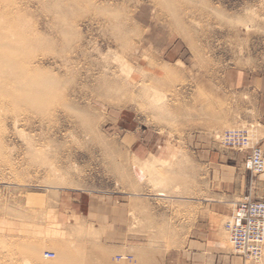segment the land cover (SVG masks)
<instances>
[{
  "label": "rangeland",
  "instance_id": "1",
  "mask_svg": "<svg viewBox=\"0 0 264 264\" xmlns=\"http://www.w3.org/2000/svg\"><path fill=\"white\" fill-rule=\"evenodd\" d=\"M242 71L264 74V0H0V264H169L208 173L190 136L247 127L263 154Z\"/></svg>",
  "mask_w": 264,
  "mask_h": 264
},
{
  "label": "crops",
  "instance_id": "2",
  "mask_svg": "<svg viewBox=\"0 0 264 264\" xmlns=\"http://www.w3.org/2000/svg\"><path fill=\"white\" fill-rule=\"evenodd\" d=\"M224 82L238 93L248 96L249 103L253 104L255 120L259 125V146L264 155V74L252 71L230 72ZM198 134L190 136L189 147L196 154L197 163L208 173L183 248L180 252L170 254L169 264H264V246L256 263H248L233 255L221 225L232 215L241 200L248 198L264 202V174L251 176L243 168L244 154L225 150L212 142L206 133ZM83 207L87 218L103 230L105 238L112 242L115 236L112 216L109 214L112 202L88 198L84 200ZM127 212L128 205H122L121 213L127 215ZM121 225L125 223L121 222ZM116 237L121 243L136 242L134 234L128 232H121Z\"/></svg>",
  "mask_w": 264,
  "mask_h": 264
},
{
  "label": "built area",
  "instance_id": "3",
  "mask_svg": "<svg viewBox=\"0 0 264 264\" xmlns=\"http://www.w3.org/2000/svg\"><path fill=\"white\" fill-rule=\"evenodd\" d=\"M251 130L238 128L225 130L217 136L219 144L228 150L245 155L243 168L252 176L264 174V156L256 144H252ZM224 231L233 255L244 260H257L264 245V202L245 198L238 202L232 215L224 224ZM44 259L54 255L45 252Z\"/></svg>",
  "mask_w": 264,
  "mask_h": 264
},
{
  "label": "bare ground",
  "instance_id": "4",
  "mask_svg": "<svg viewBox=\"0 0 264 264\" xmlns=\"http://www.w3.org/2000/svg\"><path fill=\"white\" fill-rule=\"evenodd\" d=\"M183 11V10H182ZM123 66H125V65H123ZM126 67V66H125ZM123 74H124V76H125V81L128 83V84H130L131 83V80H132V76H131V71L130 70H128L127 68H125V70L123 71ZM163 98V97H162ZM171 156L169 157L170 159V161L168 162H165V161H163L162 159H163V157H162V155H160V156H156V157H151V158H148V160H146V161H144L143 162V165H142V169L140 168V170L139 171H141V170H143V171H145V172H147V173H150V175L152 176V175H155L156 173H155V171H154V169L156 168L155 166L156 165H160L161 167H166V166H170L171 165V163H172V160H173V158H174V156H175V153H173V152H171ZM165 155H168V154H165ZM178 156V155H177ZM134 157V156H133ZM176 158H178V157H176ZM124 159V158H123ZM122 159V160H123ZM134 159V158H133ZM136 159V158H135ZM179 159V158H178ZM177 159V160H178ZM182 159V158H181ZM121 160V161H122ZM174 160H176V159H174ZM173 160V161H174ZM176 160V161H177ZM134 161V160H133ZM136 161V160H135ZM176 161H174L173 163H175ZM180 161V160H179ZM123 162H124V160H123ZM126 162V161H125ZM138 162V161H137ZM136 163V162H135ZM134 163V164H135ZM138 163H140V162H138ZM181 163V162H180ZM125 164V163H124ZM137 164V163H136ZM135 164V165H136ZM176 164V163H175ZM184 164V163H183ZM173 165V164H172ZM137 166V165H136ZM138 166H139V164H138ZM138 168V167H137ZM139 169V168H138ZM161 174V173H160ZM157 177H158V174H157ZM162 177H164V176H162ZM163 195V194H162ZM161 195V196H162ZM75 227H78V223H76L75 224ZM74 229V228H73ZM77 231H79V228H78V230ZM77 231H76V233H77ZM78 233H81V232H78ZM34 249V248H33ZM33 249L31 248V249H29L30 251H33ZM37 249H35V251H36ZM30 257H36L37 256V254H34V255H29Z\"/></svg>",
  "mask_w": 264,
  "mask_h": 264
}]
</instances>
